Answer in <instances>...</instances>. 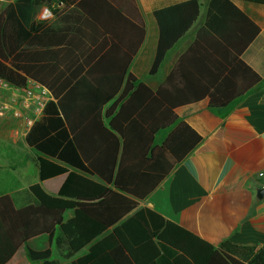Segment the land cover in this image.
<instances>
[{"label": "trees", "instance_id": "1", "mask_svg": "<svg viewBox=\"0 0 264 264\" xmlns=\"http://www.w3.org/2000/svg\"><path fill=\"white\" fill-rule=\"evenodd\" d=\"M234 1L264 6V0H211L205 25L157 91L129 72L146 35L136 0H15L2 11L0 77L15 86L35 81L52 94L25 143L37 155L39 181L63 182L54 195L40 183L10 196L0 192V264H8L23 242L36 264H134L114 235H102L137 210L138 200L202 141L176 110L206 98L209 108L221 110L262 82L241 58L260 28ZM43 7L54 17L64 9L77 13L74 31L45 34L46 21L38 17ZM200 7L189 0L154 11L159 40L150 75L192 28ZM211 43L225 44L224 58ZM210 48L217 58L204 60ZM161 132L167 135L158 143ZM68 211L74 216L66 220ZM122 228L135 246L159 241L162 254L151 264H174L176 253L193 264H264L262 248L242 262L148 208ZM41 235L50 247L31 249L27 242Z\"/></svg>", "mask_w": 264, "mask_h": 264}, {"label": "crops", "instance_id": "2", "mask_svg": "<svg viewBox=\"0 0 264 264\" xmlns=\"http://www.w3.org/2000/svg\"><path fill=\"white\" fill-rule=\"evenodd\" d=\"M14 1L0 0V14ZM186 1L189 0H136L145 22L146 35L130 64L129 72L153 91L159 89L195 41L198 31L205 25L211 0H198L201 7L197 21L167 52L158 72L150 75L159 40L154 11ZM234 3L260 28L259 35L244 50L241 58L261 76L262 82L221 110L209 108L207 98L176 110L179 119L200 135L202 141L146 199L138 200V209H151L165 220L211 243L216 249L247 263L260 248L264 249V195L258 198V191L264 188V6L243 1ZM46 11L50 13L43 7L38 16L46 21L45 34L70 35L76 28L78 14L70 9H64L58 17L50 15L48 19L44 17ZM243 23L238 26L248 35V26ZM208 45L221 58L225 57L228 50L225 44ZM210 50L211 48L205 53L204 60L217 58L210 54ZM126 82L127 79L118 97L124 92ZM0 128V166H6L2 170L0 168V192L4 196H10L12 191L40 183L48 193L54 195L61 187L63 178L39 181L35 166L32 169V158L37 155L25 143L28 131L25 130L23 121L13 117H0ZM166 135L167 132L158 134V143ZM3 143L7 145V149H12L5 155L1 151ZM20 143L23 149H29L33 155L31 161L23 152L18 151ZM5 157L12 158V163H4L2 159ZM87 177L104 184L96 176ZM137 210L112 226L102 237L114 235L134 264H151L162 254L159 241L152 239L135 246L122 228V222ZM68 212L71 214L68 217L65 215L66 220L74 216V211ZM27 244L37 251L50 247L47 235L33 238ZM24 247L25 242L8 264H36L26 259ZM52 250L53 258L58 259V252L54 247ZM173 262L193 264L181 253L175 254ZM62 264H68V261H63Z\"/></svg>", "mask_w": 264, "mask_h": 264}, {"label": "built area", "instance_id": "3", "mask_svg": "<svg viewBox=\"0 0 264 264\" xmlns=\"http://www.w3.org/2000/svg\"><path fill=\"white\" fill-rule=\"evenodd\" d=\"M45 13L46 19L52 15L51 12ZM51 100L52 94L40 83L29 80L25 86H15L0 77V117L23 121L27 131L42 116Z\"/></svg>", "mask_w": 264, "mask_h": 264}, {"label": "rangeland", "instance_id": "4", "mask_svg": "<svg viewBox=\"0 0 264 264\" xmlns=\"http://www.w3.org/2000/svg\"><path fill=\"white\" fill-rule=\"evenodd\" d=\"M1 130H2V128H0V133H1ZM21 138H22V137H21ZM21 141H22V139H21ZM6 147H7V145L3 143V145L1 146L2 155H5L6 152H8L9 150H12L11 148H8V149H7ZM6 150H7V151H6ZM18 151H19V152H23V154H24L27 158H29L30 161H31V157H32L33 155L31 154V152L29 151V149H26V148L23 149L22 143H20V144L18 145ZM3 152H4V153H3ZM2 161H3L4 163H6V164H11L13 160H12V158L5 157V158L2 159ZM30 163H31V162H30ZM5 167H6V166H3V164L0 166L1 170H2L3 168H5ZM33 168H34V165H32V169H33ZM32 169H30V170H32ZM70 214H71L70 212H67V213H66V216L68 217ZM25 256H26V254H25ZM26 259H27V257H26ZM27 260H28V259H27ZM26 264H29V263L27 262Z\"/></svg>", "mask_w": 264, "mask_h": 264}, {"label": "water", "instance_id": "5", "mask_svg": "<svg viewBox=\"0 0 264 264\" xmlns=\"http://www.w3.org/2000/svg\"><path fill=\"white\" fill-rule=\"evenodd\" d=\"M264 195V188L258 191V198L263 197Z\"/></svg>", "mask_w": 264, "mask_h": 264}]
</instances>
